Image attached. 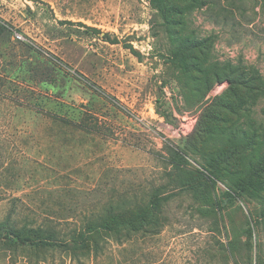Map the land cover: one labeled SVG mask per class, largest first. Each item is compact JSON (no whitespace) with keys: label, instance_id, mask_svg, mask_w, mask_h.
<instances>
[{"label":"rangeland","instance_id":"rangeland-1","mask_svg":"<svg viewBox=\"0 0 264 264\" xmlns=\"http://www.w3.org/2000/svg\"><path fill=\"white\" fill-rule=\"evenodd\" d=\"M2 27L13 30L15 48L0 60V74L9 75L10 60L23 79L29 62L43 70L21 42L62 60L64 102L90 108L91 129L61 122L54 140L20 105L25 93L16 83L1 87L0 161L11 159V168L0 175V222L8 218L22 242L0 231V264H264V192L247 161L256 145L264 151V0H0ZM194 54L205 69L194 74L209 72L199 95L186 88ZM216 60L244 70L241 83L262 86L250 93L213 81ZM237 125L245 139L229 147ZM171 147L201 173L171 176ZM233 148L240 150L233 164L222 162L220 150L226 159ZM230 173L250 182L236 201ZM185 180L198 188L152 190ZM150 194L172 197L147 231H136L130 220ZM110 213L122 217L84 245L73 241Z\"/></svg>","mask_w":264,"mask_h":264},{"label":"trees","instance_id":"trees-1","mask_svg":"<svg viewBox=\"0 0 264 264\" xmlns=\"http://www.w3.org/2000/svg\"><path fill=\"white\" fill-rule=\"evenodd\" d=\"M11 29L13 28L10 26ZM11 29H6L2 27L0 29V39L2 42V46H0V59L1 62H5V58L7 57L9 50H13L14 47V42L9 38L8 36L13 33V30ZM5 38V39H4ZM21 46L25 47L27 52H29L30 55L36 56L41 64H38V67H41L43 70L36 71V65H33L31 62H29L27 65V73L28 76L26 78H21L19 74L21 73L18 70H16V60H10L8 61L7 64H10V68H6L4 70L5 73H9V79L8 76L0 74V90L2 89V86L7 85V87L11 86L12 83H16V90L17 91H23L25 93V99H23L20 103L23 108L29 110L30 114L33 115V123H38V122H44L47 127H49L50 130H48V137L55 138L56 140L57 137H53V130L52 127L53 125L60 124L63 122L65 125H68V129L77 127L81 129L84 132L89 133L90 132V126L87 123L88 115L91 112L90 108L88 109L86 105H81V107H78L76 105H73L72 103H65L64 102V78L66 79L68 77V71L66 72L65 69L66 67L63 65L62 60L55 58L54 56H50L49 54L44 53L41 49H39L36 45L29 43V42H21ZM10 56H14L13 52L11 51ZM189 67H188V73L191 75V79L193 80L194 84H191L189 86L186 85V88L192 89L197 92L199 95V85L201 83H208L209 81V72L206 75L203 76H198L194 74L195 72L198 74H203L205 73V69L202 68L200 65V60L198 56L190 55L189 56ZM209 60H206V63H208ZM212 65V71H210L211 79L215 82H221L224 80L230 81V85L233 88L235 84L239 83L245 90L249 91L250 93L253 91V89L256 88V86H262L261 85H256L254 83V80H248V83H241L243 79H245V71H240L239 66L234 65L231 61L227 62L226 64H222L218 60L211 62ZM65 68V69H64ZM191 72V73H190ZM40 75V76H39ZM241 75L244 76V78H241ZM198 76V77H197ZM38 79H43V83H40L39 81L36 82ZM210 82V81H209ZM21 83H24L26 87H22ZM263 87H264V81H262ZM38 84H41L43 89H37L36 86H39ZM252 89V90H249ZM4 90V89H3ZM2 90V91H3ZM60 90V91H58ZM16 91V92H17ZM254 93V92H253ZM19 94V93H18ZM55 97H60L59 102H55ZM235 98L237 95H234ZM15 100H18L17 98ZM20 102V100H18ZM45 105H48L49 109L45 108ZM223 106V105H222ZM225 108L232 110L230 107ZM68 115H71L67 117ZM19 118V117H18ZM20 121V120H18ZM24 123V120H21ZM238 127V125H237ZM218 128V127H216ZM221 128V126H220ZM223 129V127H222ZM205 130V129H204ZM219 130V129H218ZM224 130V129H223ZM242 130V131H240ZM252 130H254L252 128ZM202 134L199 133L197 134V141H201L202 139ZM213 135H217V133H213ZM246 135L245 130L242 127L235 128L233 133H230V140H237L236 144H231L229 147L237 146L240 140H244L245 138H242ZM264 139L261 140V142ZM195 145V139H193ZM51 148V147H50ZM240 150L237 148L230 149L229 154L227 155V158L225 159L223 149L220 150V156L219 159L222 162H226L225 160L228 161L229 164H233L237 156L239 155ZM169 155V162L171 164V176H173L176 173L179 172H189L192 174H200L201 171L198 169H192L191 167H188L184 163V152L181 147H171L168 152ZM248 174L255 178V182L260 185L262 193L264 192V151L262 152V149L256 145L252 151L248 154ZM0 161V167L4 165V168L1 169L0 175L3 177L6 176V172L11 168V159L7 161V157L5 160ZM9 163V164H8ZM211 167V165L209 166ZM231 174V173H230ZM17 178L19 175L14 174ZM237 175L240 176L242 175L241 173H237ZM235 177L231 183H226L230 187V199L232 201H236L237 198V193L243 192V194L246 193L247 189L246 186H250V182H243L241 183L240 180L237 179L236 174L232 173L231 177ZM192 180H185V181H178L175 184L173 182H165L161 183L158 186L152 187V190H157L161 188H168L171 186V189L175 191H185L186 189H193L196 190L198 188V183L195 181L194 183L190 182ZM238 183H241L240 185ZM16 180L11 181V185L15 184ZM233 188L236 189V193L233 192ZM242 194V195H243ZM172 196H153L149 195L148 198L146 199L147 201L143 205H139L137 207H140V211H136V220H130L132 222H136V231L144 230L147 231V226L153 224L155 220V216L157 213L161 212L162 206L169 200L171 199ZM245 199L246 196H242ZM264 198V196H263ZM216 206H222L221 200H214ZM122 217V214H114L110 213V219L107 221H104V225H98L96 223H93L94 225L89 226L86 235H81L77 234L74 236L73 241L75 243L84 245V243L89 240V235L95 231L99 230L101 227H110L109 223L116 222V218ZM116 219V220H115ZM9 219L7 218L5 221L0 222V226L2 225L3 228L0 229L1 233L2 231H6L4 235L6 236H13L16 238L17 241L22 242V238L19 234H17L14 230H12L10 227L7 226ZM24 241V240H23Z\"/></svg>","mask_w":264,"mask_h":264},{"label":"built area","instance_id":"built-area-1","mask_svg":"<svg viewBox=\"0 0 264 264\" xmlns=\"http://www.w3.org/2000/svg\"><path fill=\"white\" fill-rule=\"evenodd\" d=\"M16 38H18V39H21L22 38V35L21 34H19V33H16Z\"/></svg>","mask_w":264,"mask_h":264}]
</instances>
